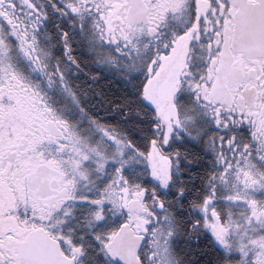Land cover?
Here are the masks:
<instances>
[{
    "label": "snow or ice",
    "instance_id": "1",
    "mask_svg": "<svg viewBox=\"0 0 264 264\" xmlns=\"http://www.w3.org/2000/svg\"><path fill=\"white\" fill-rule=\"evenodd\" d=\"M203 20L196 0H0V216L58 264H264V70L218 99Z\"/></svg>",
    "mask_w": 264,
    "mask_h": 264
},
{
    "label": "flooded vegetation",
    "instance_id": "2",
    "mask_svg": "<svg viewBox=\"0 0 264 264\" xmlns=\"http://www.w3.org/2000/svg\"><path fill=\"white\" fill-rule=\"evenodd\" d=\"M196 15L204 17L201 27L212 36L211 47H219L211 61L217 98L231 102L233 93L243 86L244 95L254 99L255 81L264 70V0H196ZM48 103L55 106V96ZM26 111H31L30 106ZM13 202L10 191L0 192V210L11 208ZM56 251L54 241L38 226L26 227L18 214L0 216V259L40 264V256Z\"/></svg>",
    "mask_w": 264,
    "mask_h": 264
},
{
    "label": "water",
    "instance_id": "3",
    "mask_svg": "<svg viewBox=\"0 0 264 264\" xmlns=\"http://www.w3.org/2000/svg\"><path fill=\"white\" fill-rule=\"evenodd\" d=\"M38 261L40 262V264H58V256H57V251L55 255H51L49 257H43L40 256L38 258Z\"/></svg>",
    "mask_w": 264,
    "mask_h": 264
}]
</instances>
